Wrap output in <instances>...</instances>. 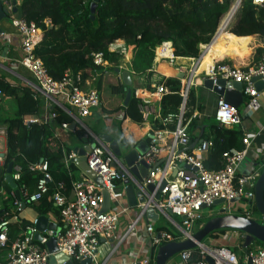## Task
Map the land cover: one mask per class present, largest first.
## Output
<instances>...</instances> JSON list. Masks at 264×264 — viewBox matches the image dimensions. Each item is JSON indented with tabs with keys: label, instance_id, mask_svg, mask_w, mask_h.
<instances>
[{
	"label": "built area",
	"instance_id": "2783aa9c",
	"mask_svg": "<svg viewBox=\"0 0 264 264\" xmlns=\"http://www.w3.org/2000/svg\"><path fill=\"white\" fill-rule=\"evenodd\" d=\"M88 1L81 0L82 4H86ZM243 2L264 9V0H231L229 7L233 8L234 5ZM18 3L19 0H17ZM6 8L8 11L7 19L16 29L20 38L21 58L19 64L31 76V80L26 81V86L30 88L33 98L38 104L44 102L48 109L44 114L40 115L38 112L24 117L23 122L26 124L37 123V125L48 124L56 119L59 111H61L69 120L61 121L50 129L52 134L48 138L49 147L51 149H62L67 166L69 161H72L75 157V153L73 147L69 152H66L65 148L69 144L65 142L60 132H67L73 137L76 130L82 131L85 141L81 147L84 145L89 146V150L84 154L87 167L99 177L100 183L97 184L85 175L80 174L79 178L72 182L69 193H66L64 188L58 184L51 196L54 206L59 210V222L62 226L56 236V252L50 253L44 247V243L47 241L46 236L42 237L40 243H36L31 237L26 236L25 230L11 243L5 261L0 264H47L48 259L54 256L55 253L67 257L74 264H80V261L84 259H90V264H104L98 261L99 242L102 238L108 239L114 236L120 214L129 209L128 205H125V202L123 204L121 200L125 198L123 193H114L117 187L124 189L125 185L122 183L124 179H128L135 190L141 191L150 198L153 193H149L145 189L146 184L158 185L161 180H165V186L160 190L159 199L151 200L149 205L158 210L160 216L165 218L167 224L173 227L177 234L173 235L161 230L158 231L159 236H157L155 223L150 221L145 225V232L152 235L150 236L151 242L148 251L140 258L134 255L131 264H155L154 256L159 245L190 237L197 229L195 224L206 217L205 211L213 206L215 199H223L224 201L219 205V209L222 208L230 214L235 213L251 218L252 209L255 208L253 200L254 185L261 169L264 167V157L253 151L254 138L250 137L247 131L244 130L241 141L242 148L232 147L223 151V166L220 169H206L204 167V160L212 142L210 139H202L201 142L196 143L193 148L189 149L188 145L191 142L186 127L192 119H197L200 115L195 108L186 121L183 117L185 99L190 87L195 86L194 82L184 84V88L180 92L182 103L179 112L164 117L161 116L159 108H156L157 103L149 100L148 95L156 94L161 98L163 94L168 93V87L163 83H152L150 86L153 91L149 92L147 89L135 87L134 95L140 99L137 105L138 110L142 115L143 122H150L151 128L144 139L148 149L142 155H138L133 165H137L138 161L142 159L149 166H155L146 177L141 178L142 183H139L132 175L129 167L112 152L109 143L103 141L99 136L100 134L92 131L84 122V119L93 116H100L102 119H107L109 116L101 109L98 93L94 90L86 94L83 93L79 86L80 75L73 73L71 70H66L61 80L51 78L40 58L34 54L36 45L42 39V31L34 22L27 21L11 12L13 6L10 5L9 1L6 3ZM110 45L113 48L109 51L119 52L122 56L125 55L127 50H130L123 43L118 44L116 42ZM94 63L97 65L107 64L103 61L100 53L94 55ZM255 75L264 78V52L254 66L239 67L235 64L218 63L214 60L209 72L198 76L200 80L198 83H202V79L206 77L212 79L223 78L227 81L233 80L242 83L241 91L244 100L241 106H243V112L240 111L241 106L236 108L227 104L222 97L218 96L213 113V119L218 126L230 129L232 126L241 125L243 117L254 113L260 107L259 96L261 91L256 92L251 84V77ZM184 77H188L186 73ZM138 91L148 95L143 97ZM4 98L5 96L0 90V102ZM117 118L120 121V125L116 126L117 133L119 134V132L125 130V132H121L124 138H131L133 145H135L138 141L131 135L133 130H130L127 126L125 127L122 123L125 120L123 113L119 114ZM173 120L175 127L169 129L168 124ZM155 122L162 124L163 128L155 127ZM71 123L75 124L74 129L69 128ZM132 125L135 127L138 124L133 123ZM5 134V130L0 127V167L5 164L7 158L4 147ZM256 134H258V131ZM112 136L117 140L122 154L133 147L132 145L123 151V145L119 138ZM168 140H171V142L168 143ZM179 145L184 150L177 149ZM163 151L166 152L165 155H161ZM250 157L254 160L259 158L257 169L248 173H238L241 162ZM180 163L190 165V168H180L172 178H169L171 170L178 168ZM29 169L40 171L41 177L32 192L20 188V196L24 203H35L48 192V184L52 182V179L47 171L46 161L29 166ZM10 176L15 183L20 180L21 166L19 164L13 163ZM4 182L5 180L2 178L0 180L2 200L9 199L14 207L13 211L15 209L21 210V201L16 197L14 189L9 191L5 189ZM103 190L108 192L112 203L111 208L106 211H101ZM234 198L237 199L233 200ZM232 200L233 202H231ZM167 208H170V214L166 212ZM210 212V210L207 211V214ZM181 217H184V219L182 220ZM138 219L136 218L130 224L129 228L131 230L135 228L134 225L137 224ZM11 220H16V216L13 215L11 219L5 218L0 221V246H3L7 240V229ZM27 228L33 231L32 225ZM243 238L244 234L236 229L225 230L214 235L210 234L195 248L177 253L168 259L165 264H209L207 257L212 259L213 264H248L249 260L250 264H264V245L251 244L246 254L241 250V255L237 251L231 250V247L234 246L241 248ZM234 240L237 243L231 247L222 244V241L230 242ZM65 263L66 260L57 264Z\"/></svg>",
	"mask_w": 264,
	"mask_h": 264
},
{
	"label": "trees",
	"instance_id": "16d2710c",
	"mask_svg": "<svg viewBox=\"0 0 264 264\" xmlns=\"http://www.w3.org/2000/svg\"><path fill=\"white\" fill-rule=\"evenodd\" d=\"M90 2L91 0L86 4H82L81 0H19L15 15L34 22L42 31V39L36 45L34 54L40 58L51 78L61 80L66 70L79 74L82 92L86 94L96 91L104 113L113 115L122 112L123 118H128L134 124L143 122L137 106L140 99L135 97L133 87L128 103L123 105L125 85L121 83L118 73L114 72V68L121 65L122 55L109 51V45L118 40L124 41L126 48L132 53L129 62L132 77H144L148 83L146 89L153 91L150 81H157V74L153 71L155 48L169 41L174 57L197 59L200 56L194 60V64L199 66L207 52L205 44L214 36L221 18L225 14L229 15L231 4V0H99L91 16ZM238 7L229 23L228 31L236 38H264V9L248 2H243ZM263 52L264 48L257 47L254 58L260 57ZM97 53L101 54L106 65L94 63V55ZM234 58L245 57L227 50L215 60L218 63L234 65ZM155 83H163L169 90L161 96L156 106L161 116L177 114L182 103L180 92L184 84L172 76L161 77ZM0 90L5 97L12 98L14 103L12 114L4 113L0 107V125L5 126L6 133L5 165L10 161L19 164L21 178L17 184L32 192L41 172L31 170L29 166L46 161L47 171L52 179L48 184V192L37 202H26L24 206H31L39 215L52 213L59 219V210L54 206L51 196L58 184L69 193L72 182L79 178V169L72 161L66 166L62 149H51L48 138L54 125L68 121L69 118L59 111L57 118L48 124H26L23 122L24 117L39 112V104L33 98L30 88L25 85H12L0 76ZM195 93L196 88L191 86L184 104L185 121L196 108ZM118 123L120 125V121ZM155 123V127L163 128L162 124ZM203 127L205 130L202 139H210L212 142L204 160V167L220 169L223 166V151L232 147L242 148L244 128L241 125L232 126L230 129L223 128L215 121ZM168 128H174V120L168 124ZM200 128L197 119H192L187 124L190 142L199 138ZM74 134L81 143L85 141L82 131L76 130ZM118 138L124 148L134 144L131 138H124L121 132ZM71 148V145H67L66 152ZM4 187L8 191L12 190L6 182ZM2 202L0 221L11 219L13 215L16 220H11L8 224L7 240L0 246V256L7 253L11 243L32 225L31 221L19 216L21 210L13 211L14 207L9 199ZM207 219L209 218L204 217L198 221L196 228ZM156 230L177 235L166 225H157ZM225 230L227 229L215 230L210 234ZM252 244L264 245L258 241ZM1 261L4 262L5 258L0 259Z\"/></svg>",
	"mask_w": 264,
	"mask_h": 264
},
{
	"label": "water",
	"instance_id": "95a60500",
	"mask_svg": "<svg viewBox=\"0 0 264 264\" xmlns=\"http://www.w3.org/2000/svg\"><path fill=\"white\" fill-rule=\"evenodd\" d=\"M9 1L10 5L13 6V13L17 12V0H0V21L7 19L8 11L6 8V3ZM99 0H91L89 8L90 14L93 15L96 5ZM240 4L234 5L233 8H230L229 15L224 19L223 25L219 26L217 32L221 28L222 31L228 32L229 23L232 20L235 12L239 8ZM214 34V36L217 34ZM1 33V30H0ZM213 36V37H214ZM212 37V39H213ZM211 39V40H212ZM210 40V41H211ZM200 57V56H199ZM165 65L169 67L166 63ZM173 73L171 75L178 79H184L185 72L177 69H173ZM114 72L118 73L121 83L125 85L126 93L123 101V105L125 106L131 95L133 86V78L129 70L119 69V67L114 68ZM202 86L214 92L217 96L223 98V100L230 105L238 108L243 103V95H242V83L236 81H227L223 78L212 79L206 77L202 79ZM251 84L253 89L256 92L264 90V78L260 75H255L251 77ZM75 124L71 123L69 128L74 129ZM199 138L194 140L188 145V148H193L196 143L202 141L203 128H200ZM100 138L109 143V147L112 152L118 156L127 167H129L132 175L135 179L142 183V177H146L150 170H152L155 166H149L144 160L140 159L137 165H133L138 155H142L148 149L147 143L145 140L138 141L133 147H131L128 152L122 154V151L117 143V140L108 133H101ZM187 149V148H186ZM89 150V146L84 145L80 148H73V152L75 153V157H73L72 162L76 164L78 169L81 171L83 175L87 178L93 180L95 183H100L99 177H97L86 164V157L84 156L85 152ZM162 161V160H161ZM13 162H8L4 169L0 167V179H4L5 182L15 191L16 197L21 201V209L24 207L25 203L21 200L20 196V188L19 184L13 182L10 173ZM180 168L188 169L190 165L185 163H180L178 168H175L172 172L174 176L176 171ZM122 183L125 185L124 189L121 187H117L114 190L115 194H122L125 196L126 203L130 209H135L139 218H142L145 224H148L150 221L156 223L159 220L160 214L157 209L151 207L149 202L151 200H158L160 195V190L165 186V180H161L158 185L156 184H146L145 189L149 193H153L152 197H148L144 195L141 191L135 190V188L130 184L128 179H124ZM103 202L101 205V211L109 210L112 206V203L109 199V194L107 191H102ZM234 198L233 200H236ZM233 200L231 202H233ZM254 203L256 212L260 213L264 217V167L261 169L257 180L254 185ZM223 199H215L213 205H221L223 203ZM166 212L170 214V208L166 209ZM183 220L184 217H181ZM33 231L29 228L26 229L25 234L27 237H31L32 240L36 243H40L43 236L47 237V241L44 243V247L48 252H56V236L57 233L62 229V226H57L55 223L50 222L45 215H37L35 219L32 221ZM219 229H227V230H239L244 234L243 241L241 243V249L246 254L248 252V247L255 241L262 242L264 244V222H257L252 218H248L239 214H230L227 213L224 209L220 208L218 213L212 215L204 221L190 237H187L183 240H172L166 242L162 245H159L156 249L154 260L155 264H165L168 259L176 255L181 251H186L192 248H195L198 244L202 243V241L210 235L215 230ZM159 236V232L157 233ZM209 264H213L211 258H206ZM66 260L65 264H74L71 260L67 259V257L62 256L59 253H55L54 256H51L47 264H57ZM80 264H90V259H84L80 261ZM250 264V260L248 261Z\"/></svg>",
	"mask_w": 264,
	"mask_h": 264
},
{
	"label": "crops",
	"instance_id": "0c3cea01",
	"mask_svg": "<svg viewBox=\"0 0 264 264\" xmlns=\"http://www.w3.org/2000/svg\"><path fill=\"white\" fill-rule=\"evenodd\" d=\"M0 30H1V33H0V76H2L6 81L11 83L12 85H21V86L25 85L26 86V83H27L26 81L31 80V76H30V73L19 64V60L21 58V53H20V48H19V41H20L19 35L16 29L11 25L9 19H4L0 21ZM222 37H224V33L220 35L215 41L211 40L209 43L205 44L206 49H207L205 58L202 60L201 64L198 66L193 79L196 76L205 75L206 73H208L210 66L212 65L213 59L220 57V56H217V48H215L216 45L214 46V44H216V42ZM255 37L256 36H254L253 38H248V39L254 40ZM117 42L118 44H122L123 40H118ZM168 43H169V50L172 53L171 43L167 41L165 42V44L161 43L162 45L160 44L155 48L157 56H160V53L164 54L165 51H168ZM205 46L202 49H204ZM260 47L264 48V46H260ZM249 53H250V50H249ZM252 54H254V52ZM131 56H132L131 50H127L125 55L122 56V62H121V65L119 66L121 69H126L130 71L129 62H130ZM184 58L194 59L192 57H182V56L174 57L173 55V59L175 61L179 59H184ZM162 60H163V63H166L169 67L172 66L170 64V61L172 60L169 61L166 58H163ZM162 60L160 62H162ZM164 60L167 61L168 63L165 62ZM240 60H243L240 64L251 62L254 60V55L251 57H248V54H247L245 58L237 59L236 62L238 63ZM160 62L158 61L155 62V52H154L153 65L155 66V68L153 67V71L157 74L155 76L157 81L161 77H167V75L163 74L160 70H158L159 69L158 65ZM185 67H186V64L184 61H182L179 67L177 68V70H181L184 72L183 69H189ZM173 69H176V68H173ZM132 78H133V86L135 85L134 87L146 89L147 82H145L144 77H132ZM157 81H151L150 84L155 83ZM196 81L197 80H194L193 82H196ZM194 87L196 88L195 105L200 115V117L197 118V124L201 125V128H203V132H204L205 129L203 126L207 125V122H206L207 118L212 117L215 111V108H216L215 103H216V99L218 96L211 90L204 88L201 83H198V81ZM141 95L142 96L144 95L143 97H146L148 94L142 93ZM148 96H149V100H151L152 102L158 103L160 100V97L156 94L148 95ZM10 99L12 98L5 97L4 99H2V102H0L1 103L0 107L3 101H6V104L8 105L9 102L7 101ZM259 103H260V107L257 110H255L254 118L250 119L249 115H246L245 117H243L241 127L244 128L245 131H247L250 137L254 138L253 144H252V148L254 149L253 151L258 152V154L261 157H264V152H263L264 150V90H262L260 93ZM39 107H40L39 108L40 115L44 114V112L48 110L44 102H40ZM121 113L122 112H118L116 115H109L107 119H104L102 123L104 130L103 131L100 130L99 134L108 133V134L114 135L115 137H118L116 126H119V123H118L119 120L117 117ZM90 119H94V116L90 117ZM122 123L125 125V127L127 126V128H129L130 130H133L132 131L133 133L131 135L137 141L144 140L147 133H149V130L151 128L150 122H143L134 127V125H132L133 122L129 120L128 118H125V120ZM0 127L5 130L4 125H0ZM174 127H175V123H174ZM105 128L108 129L109 131H106ZM122 131L125 132V130H122ZM136 131L138 132L136 133ZM257 131H258V134H256ZM60 133H62V137L65 139V142H68V144L71 145L73 148L81 147L82 143L77 139L74 133H73V137L67 132H60ZM170 142L171 140H168V143ZM4 147L6 149V134H5V139H4ZM177 149L184 150V148L180 145L178 146ZM165 153L166 152L163 151L161 155H165ZM258 159L259 158H257V160H254L253 158L250 157L244 160L243 162H241L242 164L241 173H247L246 171L257 169ZM1 167L2 168L5 167V164L2 165ZM173 170L174 169H172L171 172L169 173V178L173 177L172 175ZM238 173L240 172L238 171ZM80 174L82 173L79 170L77 175H80ZM121 200L123 201V204L124 202H125V205L127 204L125 198ZM1 206L2 205H0V207ZM210 213L207 214V211H206L205 212L206 217H209V215L214 214V213L213 214L212 213L210 214ZM37 215L39 214L31 206H24L19 212V216L21 218L26 219L31 222L35 219ZM46 217L50 222L55 223L57 226H61L59 219L55 217L52 213H49L48 215H46ZM136 218L138 219L139 217L135 209L129 208L127 211L120 214L118 218V222H117V227L114 232V236L108 239L102 238L99 242L98 252H97L99 262L104 263V264H131V262L133 261L134 255L137 256V258H140V256L147 253L146 251H148V248L151 242L150 236L152 235L145 232L146 224L144 223L142 218L138 219V222L137 224L134 225L135 228H133V230L129 228L130 224L133 223V221ZM154 225H155V228L157 225H166V227L173 229V231L175 232L174 228L169 226L165 218L163 217H162V221L158 220V222H156ZM235 240L230 241V242L222 241L223 242L222 244H225L231 247L232 245L237 243V241ZM5 256H6V253H2V255L0 256V259H4Z\"/></svg>",
	"mask_w": 264,
	"mask_h": 264
},
{
	"label": "rangeland",
	"instance_id": "374dc122",
	"mask_svg": "<svg viewBox=\"0 0 264 264\" xmlns=\"http://www.w3.org/2000/svg\"><path fill=\"white\" fill-rule=\"evenodd\" d=\"M229 10H230V8H229ZM229 10H228V12H229ZM227 12V13H228ZM226 15V14H225ZM224 15V16H225ZM224 16L221 18V20L223 21V18H224ZM220 20V22H219V24H218V27H217V29L219 28V26L221 25L220 23H222V21ZM217 29H216V32H217ZM215 32V33H216ZM117 42V41H116ZM116 42H114V43H116ZM123 45L124 46H126L125 45V43H124V41H123ZM216 45V46H215ZM214 46H215V48H217V56H220V55H222L224 52H226L227 50H232L233 52L235 51L236 53H238V54H240V55H242L243 57H245L246 55L245 54H248L249 53V50H250V53L248 54V57H251V56H253V52H254V50L256 49V47H260V46H264V38H262V36H256L255 38H254V40H252V39H248V38H236V37H234L230 32H226V33H224V37H222V38H220L217 42H216V44H214ZM113 48V46L112 45H109V48H108V50H110V49H112ZM249 48V49H248ZM113 52H116V51H113ZM119 53V52H118ZM199 58V57H198ZM197 58V59H198ZM196 58H194V59H179V60H177V61H175L174 59L172 60V63H171V61H170V64L172 65V67H174V68H178L179 67V65H180V63L182 62V61H184L185 62V64H186V67L185 68H189L192 64H193V62H194V60H195ZM258 59H259V57H255L254 58V60L253 61H251V62H248V63H243V64H240L243 60H240L238 63L236 62V66H243V67H246V66H253L254 65V62L256 63V62H258ZM234 60L236 61L237 59H235L234 58ZM153 67L155 68V66L153 65ZM159 70V69H158ZM184 70V72L187 74V76H188V74H189V69H183ZM186 79H187V77H184V79L183 80H180V82L182 83V84H186ZM146 82V81H145ZM198 82H200V81H198ZM150 83H151V81H150ZM195 84L197 83V81L196 82H194ZM148 84V83H147ZM135 86V85H134ZM148 92H149V89L147 90ZM2 102V101H1ZM5 102V103H4ZM7 102H9L8 103V105L6 104V101H3V103H2V105H1V107H2V111L4 112V113H8V114H12L13 113V108H14V103H13V99H10V100H8ZM1 104V103H0ZM240 109H242V112H243V106H241V108ZM254 114H255V112L254 113H250L249 114V118L250 119H253L254 118ZM103 121H104V119H102L100 116H94V119H90V118H87V119H84V122L88 125V127L92 130V131H94L95 133H99V131L101 130V131H103L104 129H103V125H102V123H103ZM206 122L207 123H209V122H214V120H213V115H212V117H208L207 118V120H206ZM104 123H106V122H104ZM105 125V124H104ZM105 130L106 131H109L108 129H106L105 128ZM123 147V146H122ZM126 149L123 147V151H125ZM241 166H242V164H240L239 165V168H238V171L241 173L242 172V170H241ZM252 171V170H251ZM251 171H246L247 173L248 172H251ZM3 204V202H2V197L0 196V205H2ZM219 207L220 206H218V205H216V206H212V207H210L209 209H207L206 211H211L212 212V214L214 213H217L218 212V209H219ZM205 211V212H206ZM237 213H239V212H237ZM213 214V215H214ZM209 216H212V215H209ZM160 219H159V221H162V217H159ZM209 218V217H208ZM251 218L252 219H254V220H256L257 222L259 221V222H264V217L258 212H256V209L255 208H253L252 209V214H251ZM175 219H176V217H175ZM252 245H255V244H252ZM231 250H234V251H237V253L239 254V255H241L242 253H241V248H238V247H231ZM243 251V250H242Z\"/></svg>",
	"mask_w": 264,
	"mask_h": 264
},
{
	"label": "bare ground",
	"instance_id": "6f19581e",
	"mask_svg": "<svg viewBox=\"0 0 264 264\" xmlns=\"http://www.w3.org/2000/svg\"><path fill=\"white\" fill-rule=\"evenodd\" d=\"M227 16H224V18H223V21H224V19L226 18ZM222 21V20H221ZM223 21H222V23H223ZM222 23H220L221 25L220 26H222L223 24ZM227 31H222L221 30V28L219 29V31L217 32V34L213 37V39H212V41H215L220 35H222L223 33H226ZM229 32V31H228ZM227 32V33H228ZM163 58H166V59H168V60H172L171 58H172V54H171V52H169V50L168 51H165L164 52V54L163 53H160V56H157L156 55V58H155V62H160ZM215 60V58L213 59V61ZM165 61V60H164ZM165 62H167V61H165ZM168 63V62H167ZM171 63H172V61H171ZM170 65V64H169ZM172 67V66H171ZM158 68H159V70L163 73V74H165V75H171L172 73H173V70L172 69H170L169 67H167L166 65H165V63H163V61L162 62H160L159 63V65H158ZM174 68V67H173ZM197 68H198V64H193L192 66H191V68L189 67V75H188V77H187V79H186V81L188 82V83H192L194 80H197V81H200L199 80V78H198V76H196L195 78H197V79H193V77H194V74H195V72H196V70H197ZM177 69V68H176ZM199 76H201V75H199ZM139 93H141V91H139ZM142 94V93H141ZM144 96V95H143ZM138 131H136V133H137Z\"/></svg>",
	"mask_w": 264,
	"mask_h": 264
}]
</instances>
